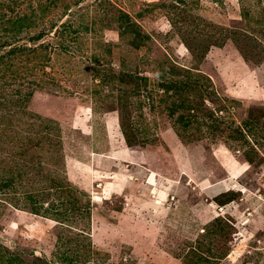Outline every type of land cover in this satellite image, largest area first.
I'll use <instances>...</instances> for the list:
<instances>
[{
	"label": "rangeland",
	"instance_id": "obj_1",
	"mask_svg": "<svg viewBox=\"0 0 264 264\" xmlns=\"http://www.w3.org/2000/svg\"><path fill=\"white\" fill-rule=\"evenodd\" d=\"M12 46L0 163L61 149L0 167V264H264V0H0Z\"/></svg>",
	"mask_w": 264,
	"mask_h": 264
},
{
	"label": "trees",
	"instance_id": "obj_2",
	"mask_svg": "<svg viewBox=\"0 0 264 264\" xmlns=\"http://www.w3.org/2000/svg\"><path fill=\"white\" fill-rule=\"evenodd\" d=\"M22 21H24V18L23 17H19L18 19L14 20V23H15L14 25L19 26ZM6 22H9V20H6ZM10 25H12V23ZM40 37H41V34H38L34 38H31V41H39ZM26 49L28 50V48H26ZM31 51H33V50H30L29 52H31ZM24 53H26L24 46L23 47H18V46L14 47V46H12L7 51L0 53V65H2V66H4L5 64L7 65V63H3V61L4 62L5 61H9V60L13 61L14 58H16L18 56H21V55H25ZM34 85H37V83H35V84L31 83L30 88L32 89V87ZM184 87H185V85H180V87L178 86V87H174V88L178 91V90L183 89ZM34 88H35V86H34ZM31 94H32V90L26 92V94H24V95L22 94L21 102H25V101L27 102L28 98L31 97ZM12 95L14 96L13 98H17V99H19V97H20L19 96V92L17 90H15L12 93ZM13 98L6 99L5 101L3 100L4 98H0V111H2L3 108H5V111L0 113V118L5 120V121L7 119H11V116L13 115V112L9 108L10 105H14L12 103V99ZM125 107L126 108L129 107V104H126ZM50 128H51V126H46V125L43 124V126H40L36 131H33L34 132L33 134H31V133L23 134L22 137L20 138L21 139L20 141H18V140L15 141L16 143H19V144L15 145L14 147L11 145V148L13 149V151H12L13 154L11 156V160H13V161L11 162V160H9V161H6L5 163H2V164L0 163V167L3 164L7 165L9 163L12 164L11 167H15L17 165H20L21 162L17 161V157L21 156L22 153L25 154L28 151H31V149L29 148L31 146L34 147V146H38V145L41 146V145H45L46 144L45 146L47 147V149L53 147V149H52L53 151L60 150L61 147H60L58 139H56V137L52 136V134H48L47 133V131L50 130ZM120 131L122 132L121 127H120ZM21 146H23V148H24L23 150H21L22 148H19ZM16 148H17V150H16ZM21 165H23V163H21ZM26 166L27 165H25V167ZM26 173H27V175L31 174L29 169L26 170ZM20 177L21 176L18 175V174L14 175V179L15 180H19ZM8 179H11V178H8ZM8 179H5V180L4 179H0V193L13 184V182L11 180H8ZM42 181H43V179H42ZM49 185H51V188L54 187L53 186L54 185V180L53 179H50L49 183L45 182V187L50 188ZM54 189H55V191H60L61 190L60 188H55V187H54ZM27 194L28 193H26L25 196L22 199H20V200L24 201L26 199L28 202H34L37 199V197H35V196H37L36 194L33 197H26ZM40 200H42V199H40ZM9 204L11 206H16L15 203H12V204L9 203ZM71 205H72V203H71ZM28 212L31 213V214H34V215H38V213H39L38 208H31L30 211H28ZM60 216H61V214L58 213L57 217H60ZM48 219H51V220H53L55 222H59V221H57V218H55L53 216H50Z\"/></svg>",
	"mask_w": 264,
	"mask_h": 264
}]
</instances>
